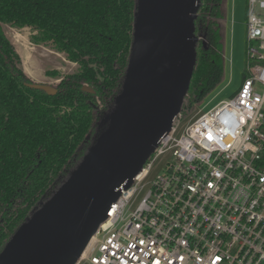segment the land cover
<instances>
[{
	"label": "built area",
	"instance_id": "1",
	"mask_svg": "<svg viewBox=\"0 0 264 264\" xmlns=\"http://www.w3.org/2000/svg\"><path fill=\"white\" fill-rule=\"evenodd\" d=\"M247 57L230 99L182 131L181 110L75 264H264V0H248Z\"/></svg>",
	"mask_w": 264,
	"mask_h": 264
},
{
	"label": "trees",
	"instance_id": "2",
	"mask_svg": "<svg viewBox=\"0 0 264 264\" xmlns=\"http://www.w3.org/2000/svg\"><path fill=\"white\" fill-rule=\"evenodd\" d=\"M137 3L0 0V252L82 160L114 104L130 59ZM220 3L202 0L198 11L197 62L182 106L186 113L223 79ZM3 24L33 28V43H52L79 70L62 77L55 94L31 87L34 81Z\"/></svg>",
	"mask_w": 264,
	"mask_h": 264
},
{
	"label": "water",
	"instance_id": "3",
	"mask_svg": "<svg viewBox=\"0 0 264 264\" xmlns=\"http://www.w3.org/2000/svg\"><path fill=\"white\" fill-rule=\"evenodd\" d=\"M202 0H138L125 78L82 160L23 222L0 264H75L172 129L197 62ZM49 94L57 86L33 82ZM84 90L94 92L88 85Z\"/></svg>",
	"mask_w": 264,
	"mask_h": 264
},
{
	"label": "rangeland",
	"instance_id": "4",
	"mask_svg": "<svg viewBox=\"0 0 264 264\" xmlns=\"http://www.w3.org/2000/svg\"><path fill=\"white\" fill-rule=\"evenodd\" d=\"M220 9L222 11L220 27L224 54L223 79L218 86L201 101L194 103L187 113L183 111L180 120V131L196 117L199 109L208 111L221 101L230 99L240 89L244 80L245 68L248 60V0H221ZM5 27L9 29L13 26L5 24ZM21 33L25 38H20V41L27 44V46H32L28 43V40L31 41V36L33 33H36V31L31 27H25L24 30H21ZM33 44L36 45V49L33 50L34 55L32 56L30 53H27L23 56L26 62L28 58H32V61H29L34 75L46 74L50 76L49 80L51 81H61L62 77L76 73L79 70V64L70 61L66 53L57 51L52 43ZM24 47H26V45ZM21 66L23 68L22 61ZM54 71H58L61 78H56L57 76L53 74ZM58 84L59 82H57V85ZM169 158V154L163 155L155 162L152 172L153 176L162 170L164 163H166ZM143 195L144 192H141L138 196V200H140Z\"/></svg>",
	"mask_w": 264,
	"mask_h": 264
},
{
	"label": "crops",
	"instance_id": "5",
	"mask_svg": "<svg viewBox=\"0 0 264 264\" xmlns=\"http://www.w3.org/2000/svg\"><path fill=\"white\" fill-rule=\"evenodd\" d=\"M4 30L6 32V35L8 36V38L11 40V42L14 44L16 50L18 51L20 57H21V61L23 62V70L25 71V73L34 81V82H38V83H47V84H51L54 86H57V82L60 81H51L49 80L50 76H47L46 74L43 75H34V73L31 70V66H30V61H32V58H28V61L26 62V60H24V56L25 54H31L32 56L33 54V50L36 49V45H34L30 40H28V43H30L32 46H27V44H24L23 42L20 41V38L23 37V39L25 38L23 36V34L21 33V30H24L25 27L23 28H9L7 29L5 27V24H3ZM26 45V47H24ZM31 50V51H29ZM39 60V59H37ZM60 73L57 71V74H55V76H57L56 78H61ZM42 76V77H40Z\"/></svg>",
	"mask_w": 264,
	"mask_h": 264
},
{
	"label": "snow or ice",
	"instance_id": "6",
	"mask_svg": "<svg viewBox=\"0 0 264 264\" xmlns=\"http://www.w3.org/2000/svg\"><path fill=\"white\" fill-rule=\"evenodd\" d=\"M156 264H159V262L157 261Z\"/></svg>",
	"mask_w": 264,
	"mask_h": 264
}]
</instances>
